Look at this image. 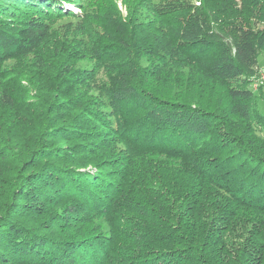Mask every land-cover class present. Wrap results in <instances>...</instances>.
I'll return each mask as SVG.
<instances>
[{"label":"trees","instance_id":"16d2710c","mask_svg":"<svg viewBox=\"0 0 264 264\" xmlns=\"http://www.w3.org/2000/svg\"><path fill=\"white\" fill-rule=\"evenodd\" d=\"M122 1L0 0V264H264V0Z\"/></svg>","mask_w":264,"mask_h":264},{"label":"rangeland","instance_id":"374dc122","mask_svg":"<svg viewBox=\"0 0 264 264\" xmlns=\"http://www.w3.org/2000/svg\"><path fill=\"white\" fill-rule=\"evenodd\" d=\"M116 4V8L117 10L120 12L122 17H126L127 16V6L124 5L122 0H113ZM164 2H170V3H176V2H180V1H185V2H189L191 5L194 6H198L199 5V0H163ZM239 0L236 1L237 5L240 7V3L238 2ZM64 9L68 12H79V8L76 6H65ZM247 10V9H246ZM255 14H257V18H254ZM139 18L141 20H144V17L141 14H138ZM263 19V20H261ZM76 23V21H70L68 19H63L60 20L58 22H56L55 24H53L52 26V30H59L61 28H64L66 26H68L69 24H71L72 26ZM248 25L251 28L252 31L257 32L260 31L264 28V3L263 6L258 10L254 12V14L252 15V17H250V19H248ZM63 30V29H62ZM257 62H258V66H259V78L257 80L254 81L253 84H251L249 86V90H251L254 95L255 98L253 99V110L259 112L260 114H262L264 116V54H260L257 58ZM18 64L15 61H8L4 64V67L7 69V75L10 76V80H12V78L14 77V75H18V81L17 84L21 87H24L27 89L26 92V96H28L29 98H33L36 94V91L34 90L35 88H33L31 86L30 83H28L29 81H33L34 79L30 78L29 73L27 74L26 77V73L24 71H22L21 73L19 72L18 69ZM142 64L144 65L145 62H142ZM94 66V63L91 62L90 60L88 61H83L81 63L77 64L78 68H83V69H92ZM23 73H25L24 75H22ZM29 75V76H28ZM106 75L102 72L99 71L96 78L98 82H105L107 80V78L105 77ZM15 82V83H16ZM36 83H38L40 85V87L42 88L41 91H43L45 89L46 91V87L48 85V80L46 77H39L36 81ZM40 89H37V91ZM23 91V90H22ZM21 91V92H22ZM42 93V92H41ZM15 120H20L19 125H16L19 128V136L21 140L22 144H27V139H26V131L28 130L27 128L31 127L33 129H36V121L33 115H31V113H27L26 111H22L19 110V112L16 113ZM8 119H6L5 117H0V135L1 134H8L6 132L10 131L9 130V121H6ZM5 121V122H2ZM30 125H29V124ZM8 125V126H7ZM29 126V127H28ZM264 136V129H262V133ZM11 137V136H10Z\"/></svg>","mask_w":264,"mask_h":264}]
</instances>
